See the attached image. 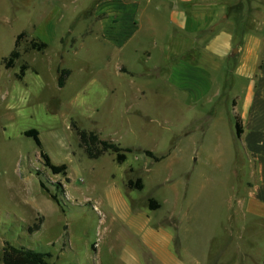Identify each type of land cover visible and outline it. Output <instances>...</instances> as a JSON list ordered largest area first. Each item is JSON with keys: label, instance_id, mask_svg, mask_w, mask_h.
Returning <instances> with one entry per match:
<instances>
[{"label": "rangeland", "instance_id": "374dc122", "mask_svg": "<svg viewBox=\"0 0 264 264\" xmlns=\"http://www.w3.org/2000/svg\"><path fill=\"white\" fill-rule=\"evenodd\" d=\"M95 2L5 0L0 264L6 241L50 252L51 264H161L151 248L159 236L177 264H264V206L260 213L244 206L253 163L235 135L229 141L235 128L217 108L193 109L182 95L164 92L145 58L132 55L133 43L120 52L103 39L105 13L96 17ZM20 32L21 56L8 68L4 58ZM31 39L47 47L27 48ZM62 69L69 74L59 86ZM73 122L131 147L125 160L113 152L89 157ZM30 128L66 171L44 165L24 134ZM137 178L143 188L128 187Z\"/></svg>", "mask_w": 264, "mask_h": 264}, {"label": "crops", "instance_id": "0c3cea01", "mask_svg": "<svg viewBox=\"0 0 264 264\" xmlns=\"http://www.w3.org/2000/svg\"><path fill=\"white\" fill-rule=\"evenodd\" d=\"M95 3L96 17L105 13L98 20L108 35L103 39L117 44L120 52L133 43L132 55L145 58L166 85L164 92L182 95L193 109L217 108L218 118L235 128L229 141L235 135L253 163L254 180L244 206L260 213L264 206V0ZM6 12L5 0H0V18ZM248 24L255 30L237 39L238 30ZM235 117L241 124L240 136ZM163 239H151L156 260L177 264Z\"/></svg>", "mask_w": 264, "mask_h": 264}, {"label": "trees", "instance_id": "16d2710c", "mask_svg": "<svg viewBox=\"0 0 264 264\" xmlns=\"http://www.w3.org/2000/svg\"><path fill=\"white\" fill-rule=\"evenodd\" d=\"M25 36V32H20L16 36L15 46L10 52V54L4 58L6 67H12L16 60L21 56V52L18 48L20 39ZM47 47V43L43 40L31 39L28 43L27 48L42 51ZM27 68V64L22 65V74ZM69 74L68 69H62L58 77V85L63 86L65 82V76ZM74 128L77 130L79 136L80 145L84 148V151L91 158H98L106 152H113L115 154L116 160L118 162H123L125 160V151L131 149V147H122L119 143L111 140L102 138L96 131L87 130L85 128H80L76 125V122H73ZM235 126L238 136L242 133L241 124L239 118L235 117ZM26 136H31L35 140V143L40 149V155L43 158L44 165L50 169L54 174H59L67 169L65 163L56 164L51 160L50 155L43 149V143L40 138V133L37 128H30L24 131ZM148 154H151L150 151H147ZM127 185L130 188H143V181L141 178L136 180L129 179ZM41 186L49 192V189L45 186L43 181H41ZM51 197L58 201L57 195L51 193ZM42 220V219H41ZM41 220L39 222H41ZM41 223H36L34 226L30 227L31 231L37 230L40 228ZM51 253L47 251H39L33 248L26 246H17L13 245L10 242L6 241L3 248V253L1 260L3 264H51L48 260L51 257Z\"/></svg>", "mask_w": 264, "mask_h": 264}]
</instances>
